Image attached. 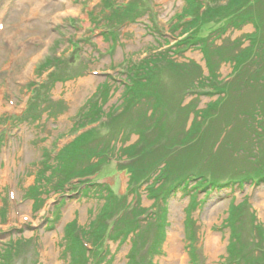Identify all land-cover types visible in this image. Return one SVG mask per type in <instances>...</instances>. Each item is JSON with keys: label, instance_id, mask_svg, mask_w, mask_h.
Instances as JSON below:
<instances>
[{"label": "rangeland", "instance_id": "374dc122", "mask_svg": "<svg viewBox=\"0 0 264 264\" xmlns=\"http://www.w3.org/2000/svg\"><path fill=\"white\" fill-rule=\"evenodd\" d=\"M227 2L0 0V264H72L71 230L82 234L86 250L94 247L103 255L84 264H128L133 253L138 264H235L237 255L230 259L227 251L234 223L238 246L250 252L246 264H264V182H231L264 172V142L252 136L255 127L264 126L259 108L264 85L252 77L256 73L238 77L243 60L236 56L260 22L232 29L226 18L212 19L203 36L224 30L211 42L208 62L200 48L179 44L178 24ZM168 49L173 62L198 67L215 89L233 77L242 91L228 93L226 86L216 92L208 84L203 89L213 88L210 95L187 94L189 78L180 76L178 84L167 69L155 80V94L126 107L124 71ZM196 76L191 83L199 81ZM150 102L164 113L159 123L152 104L141 115ZM200 121L202 138L186 143L185 150L172 147L177 151L170 154L166 147L183 143L182 136ZM155 122L156 129L165 126L161 138L152 140L154 131L141 142L144 129ZM87 131L92 134L86 147L74 151L80 157L73 161L76 171L59 169L60 153ZM140 150L148 154L137 159ZM160 150L170 155L155 160ZM132 165L131 172L125 168ZM210 174L229 184L211 186ZM181 175L189 176L187 187L181 183L170 193ZM197 176L205 186L194 189L197 181L191 178ZM96 184L111 190L112 199L97 194ZM150 185L161 189L157 197ZM84 186L91 190L83 195ZM108 200L111 211L105 210ZM161 209L167 212L165 234L151 252ZM231 211L234 222L228 220ZM187 213L191 244L185 236ZM131 220L137 229L114 232L117 224L126 231ZM97 221L108 225L99 240L91 234Z\"/></svg>", "mask_w": 264, "mask_h": 264}, {"label": "trees", "instance_id": "16d2710c", "mask_svg": "<svg viewBox=\"0 0 264 264\" xmlns=\"http://www.w3.org/2000/svg\"><path fill=\"white\" fill-rule=\"evenodd\" d=\"M189 10L191 11L192 9L190 8V9H188V11ZM189 13H191V12H189ZM193 13H195V16L194 15L191 16L192 14H190L191 20L183 22L182 25H179V24L177 25V28H180L181 34L183 36V39H181V42L179 44L181 45L182 48H189V47L200 48L204 53V56L206 58V62H208L209 53H210V50H212L211 49V46H212L211 42L213 41V39L215 37L220 36L222 31L224 30L222 27H219L218 29H215L212 31L214 34L213 36H210L211 34L209 36H203L201 34L202 28H204V26H206L207 24H210V21L212 19L214 20V19H220V18L225 19L226 18V20H227L226 25L232 29H240L243 25H245L247 23L254 25L256 21L260 22L259 28L257 29V33H255L254 35L246 36L247 39L249 40V45L247 46V48L245 50H240L238 52V53H240L242 51H247V55L246 56H239L238 53H236V56L239 59L243 60V62L241 63L240 72H239L238 77L242 78L243 76L246 75V72H247V75H249V76L253 73H256L258 75H256V76L252 75V77L255 78V80L259 81L261 83V85H264V0H228V2L226 4L217 5V6H214L213 8H206L200 14L196 11ZM256 26H257V24H256ZM169 52H170L169 49L166 50V52H159V54L161 55L160 57L155 56V57H152L151 59L142 60L139 63H137L135 66L130 67V70H126V72L129 73L128 74L129 75V77H128L129 83H128V86H126L124 89V99H125V101H128V104H126V107L131 106L132 101H134V100L140 99L142 97H147L146 94H149V93L155 94V92H156V90H158V86H159V85L157 86V83L155 84V80L157 78H159V75L161 72H163L167 69L170 70V72H169L170 77H174L176 80L175 82H177L178 84L183 83V80H181L180 76H184L185 78H189V80L195 75L201 76V72H200V69L198 67L195 66L194 68H191L189 65H185V64L180 65V66H182V67H180L179 64H176L175 62H173L174 59L171 58ZM159 61L165 62V64L159 66L158 65ZM238 63H239V61H238ZM247 68H248V71H247ZM197 76L194 77V80L195 79L199 80L197 82L191 83V81L193 79L190 81L188 80L189 82L186 81L185 84H187V85H185L186 88L184 89L183 92H185L187 94L202 93V94L210 95L211 94L210 90L213 91L215 89L214 82L212 81V79H209L207 81V79L209 77L206 78V77L201 76L202 79L205 78V80H201L200 78H197ZM231 79H232V81L229 80L231 83L229 81H226L225 83H223L221 85V87H217V89H215L216 92H217V90L219 92V90H222V88L227 86L226 90L228 93L230 91L235 90V89L236 90L233 91L234 93H236V94L240 93V91H242V89L238 88L237 78L233 79V77H232ZM205 81H207V82H205ZM194 83H195V85L197 84L200 87L199 90L192 88V87H195ZM208 84L211 87H213L214 89L213 88L203 89ZM220 92H222V91H220ZM227 92H225V93H227ZM153 99H155V98L152 97V100ZM130 102H131V104H130ZM31 104H32V102H31ZM151 104H152V102L146 103V106L144 108H141V115H144L146 113L147 109L150 108ZM152 107H153V110H155L154 114L157 112L159 113V116L156 119V121L159 123V121L162 120L161 118H163L164 113L161 112V110L159 108V104H157V102L152 104ZM259 108H260L262 115L264 117V99H263V101H261ZM205 111L207 112V110H205ZM263 117H262V120H263ZM96 118H97V114H96ZM202 124H203V122L200 121L197 124L198 127H196L195 130H193V129L188 130V132L185 133L184 136H182V138L179 140V141H184L183 143L182 142L171 143L170 146L166 147V148L172 149V147H179L178 149H181V150L184 148L186 149L187 144L192 145L194 142H196V140L198 141L199 139L202 138L200 135L201 129L204 128V127H202ZM156 126H157L156 122H155V124L152 123V124L148 125V127H146L144 129V133H143L144 136H142L144 138V140H140V141L141 142L147 141L149 138V135L152 134L154 131H155L154 132L155 137H153L152 140L155 141L156 138L157 139L161 138L162 131L165 129V126L164 125L160 126V124H158L157 129H156ZM260 128H262V130L260 129L259 131H257V128L255 127L256 133H254L252 131V136L255 139L256 143L264 142V126L260 124ZM90 134H92V133L87 131L84 134L80 135V137H77L73 143L74 149L72 148V149H68V150H63V152L60 153V156L58 157V161H57L59 163V165L57 166L59 169H61L62 171H65V169L71 168L73 171H76V168H75L76 164H74L73 161L78 160V158H80V157L76 156L74 154V151L77 152L76 150L78 149V154H79V150H83L86 147L87 142L91 138ZM145 138H147V140H145ZM173 140L174 139H172V140L170 139V141H173ZM141 142L135 143L134 148H136L137 145ZM159 149L160 148L158 146L156 148V150L158 151ZM173 149H176V148H173ZM175 151H177V150H173L170 154H173V152H175ZM159 153H161V154L158 157H156L155 160H157L160 156L170 155V154L164 153L162 150H160ZM140 154H141V156L138 157L137 159H139V158L141 159L144 156H147L148 153H143V150H140ZM132 158L133 159L131 160V163H133V162H135V160H137L135 156H132ZM125 168L129 169V171L131 172V170L133 169V165L130 167H125ZM66 173H68V172H66ZM253 174H255V173L250 174L248 172V173L242 175V177L240 176L239 179H237V181L231 179V182H232V184H235V183L238 184L239 183V185L247 183V182H253V183H257V184L264 182V172L261 174H258V175H253ZM210 176L212 177V181L210 183L211 186H214L217 189L223 188L224 186L229 184L228 182H219V179L217 177L213 176L212 174H210ZM192 179L195 180V182L197 181L196 185L193 186L194 189L197 188L199 185H201L199 187L205 186V184L203 185V182H202V181L205 182V180L203 179L201 181L200 176L191 178V180ZM188 180H189V176L181 175L178 179V182L171 185L169 192L171 193L172 190L179 189L181 183L187 187V185H188L187 181ZM163 186H164V184L162 183L160 188H163ZM94 187L96 189L95 192L97 194L101 195V194H105L104 192H106V194H108L109 199L110 198L112 199L113 196H112L111 190H109L106 187H102L101 185H98V184H96ZM160 188L154 189L153 185L148 186V189L153 193V195L155 194L156 197H157V192H159L161 190ZM88 190H91V189L90 188L88 189L87 186H84L82 194L83 195L86 194L88 192ZM109 201L110 200L107 201V204L105 206V210H107L109 205H110L108 203ZM111 210H112V208L108 209L107 211H111ZM107 211H105V212L107 213ZM140 212H142V211H140ZM159 213H160L159 214L160 217H158L157 224L155 225V228H154V230L156 231V234H157V241L156 242L154 241L153 243H151L149 245L151 252H154L155 250L157 251V249H158L157 246L161 244L163 237H164V234H165L164 227L166 226V216H167L166 209H161V211H159ZM138 215L140 216L141 214H138ZM189 216H190V213H187L186 214V221H185V236H186V239L191 244L193 242V234H192L191 227L189 226V224L191 222ZM228 220L229 221L232 220L234 222L235 214L233 213V211H231V213L229 214ZM134 221L139 222V219L136 220L134 218ZM236 227H237V231H238L239 226L236 225ZM93 228H94V230L91 232L92 238H94L95 240H99L102 237L101 235L106 233L108 225H106L104 222L101 223L100 221H97V223L93 226ZM137 228H138L137 222L135 224L131 220V223H129L128 227H126V231H125V228L123 229V227L121 225L117 224L114 227V230H115L114 232L118 233L117 231H120V233L127 235L129 231L131 232ZM70 233H71V235L69 237L70 241L68 243V247H69V251H70V254H71L72 260H73L72 264H84V262H86L89 259V257H91V259L93 261L95 260V262H98L99 259L102 260L103 255L100 258V255H97V254H95V252H93L94 247H93V250H91V251L86 250L83 247L82 242L84 239H82L83 237H82L81 233L77 234V232L75 233V231H73V230H71ZM110 236H111V232H110ZM119 237H120L119 235L115 236V238H119ZM137 237H139V233L137 234ZM141 241H142V238H141ZM228 244H229L227 247L228 258L233 259L234 256L237 255L238 258L234 260L235 264L240 263L242 260L244 261L245 264L247 262H249L250 252L245 251V250L243 251V249L238 246L237 233L235 232V223L231 229V235L229 237ZM261 254L264 255V253H261ZM149 255H150V257H152L151 254H149ZM138 260H139L138 253H133L128 264H138Z\"/></svg>", "mask_w": 264, "mask_h": 264}]
</instances>
